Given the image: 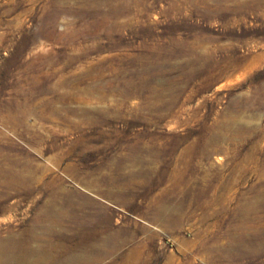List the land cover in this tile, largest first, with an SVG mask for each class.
<instances>
[{
  "label": "rangeland",
  "instance_id": "374dc122",
  "mask_svg": "<svg viewBox=\"0 0 264 264\" xmlns=\"http://www.w3.org/2000/svg\"><path fill=\"white\" fill-rule=\"evenodd\" d=\"M0 264H264V0H0Z\"/></svg>",
  "mask_w": 264,
  "mask_h": 264
},
{
  "label": "bare ground",
  "instance_id": "6f19581e",
  "mask_svg": "<svg viewBox=\"0 0 264 264\" xmlns=\"http://www.w3.org/2000/svg\"><path fill=\"white\" fill-rule=\"evenodd\" d=\"M20 244H21V243H20ZM10 245H11V246H10ZM21 245H22V244H21ZM12 247H13V251H16V249H18V248L20 247V245L17 244V243L9 244L8 246H5V247H4V250L1 249V251H5V250L10 249V248H12Z\"/></svg>",
  "mask_w": 264,
  "mask_h": 264
}]
</instances>
